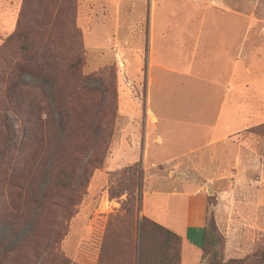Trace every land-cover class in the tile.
Masks as SVG:
<instances>
[{
	"label": "rangeland",
	"instance_id": "rangeland-1",
	"mask_svg": "<svg viewBox=\"0 0 264 264\" xmlns=\"http://www.w3.org/2000/svg\"><path fill=\"white\" fill-rule=\"evenodd\" d=\"M165 1L175 5L182 3V0ZM148 2L149 0H40L22 6L23 0H0L1 17L5 15V18L8 15L11 17L12 11H16L18 17L20 9L26 7L32 9L27 19L34 15L35 20H39L43 15L50 17L52 23V36L48 41L49 59L45 57L47 52L43 51L44 53L40 54V51L33 50L37 49L38 43L31 46L30 74L24 75L19 84H16L18 77L16 75L15 78L12 77L15 81L11 87L15 89V94L10 93L6 96L4 88L9 83L1 82L0 78V103L5 107L15 133L8 156L16 153L17 157L21 152L28 157L31 147L27 148V139L24 144L22 138L23 128L29 129L27 113L28 111L38 113L39 110L42 112V107L46 104L49 109H44L42 118L47 124L50 123L51 127L59 120L55 106L62 108L60 109L64 117L63 126H66L62 138L63 150L71 145L90 141L95 143L97 141L99 147L95 163L98 164V169L94 171L85 187L86 195L83 202L75 204L73 208L70 207L73 212L71 216L70 214L62 216L63 213L58 207L53 206L55 212L50 206L43 208L44 218L52 224L50 232H59L57 244L53 245L49 240L48 250L62 251L69 259V264H137L133 248L139 221L144 216L142 213L145 204L144 174L138 162L131 165L123 163L108 165L106 159L110 150L114 148L119 153H123L127 146L130 149L134 147L135 153L139 151L142 114L145 108L147 52L145 39L151 10ZM211 5L220 10L240 9L247 13L252 11L253 6L251 0L244 2L218 0L213 1ZM261 5L264 7V3ZM73 32L77 33L74 42L71 37ZM6 36L0 34V44ZM6 52L9 57L20 58V42L17 40L7 42ZM49 63L56 67L51 69ZM40 72L44 75L45 81L39 78ZM196 78L198 76L193 80ZM167 83L170 84L169 80ZM205 87L207 84L203 83L196 92L206 95ZM186 89L187 94H194L193 86L191 91L190 86L182 88L183 94H186L184 93ZM124 95L130 97L134 103L124 100ZM6 98L9 99L5 100ZM158 100L162 102L158 108L164 109L169 106V100L160 98ZM208 102L209 105L214 103L209 100ZM132 104L136 108L135 115H123L124 110ZM94 115H98L97 126L102 127L100 133L88 131V123ZM259 131L260 134L256 135L263 142L264 126ZM92 133L94 135H91ZM256 145L260 149L259 153L264 156V145L261 143ZM234 154L235 148L229 146L227 161L225 163L217 161L212 165L213 169L215 167V177L206 186L209 188L208 191L202 189L210 203H214L215 206L218 202L222 205L250 202L253 197V189L248 188L245 182L243 184L239 177L223 171L224 168L230 170L233 167ZM2 161L5 159L0 158V163ZM132 166L136 168L134 173L130 170ZM209 166L211 164L194 158L181 165V170L185 173L182 177L202 185V182L206 181L205 176H211L206 170ZM2 187L0 185V195L1 198L4 197L5 205L0 203V218L2 212L7 209L11 196H14L10 190L5 191ZM109 187H113L121 194L111 197ZM259 187L260 197L264 200V178ZM44 188L45 184H39V192ZM62 192L69 194L66 190L59 189L52 194L59 195ZM126 201H131L129 210L124 209L127 206L124 204ZM215 206H209V215H214ZM234 209L235 207L231 211L221 212V216L232 218V226L227 227V223L217 226L228 243L227 251L224 247L222 253L224 261L230 258H243L257 250L264 251V226L258 228L241 224L240 220L244 219H240L238 210ZM59 214L62 217L58 218ZM29 225L12 236L0 223V238L4 240H0V244L3 242L7 247L0 264H15L20 251L21 257H29L31 264H37L33 251L35 239L27 238L28 240L22 241L19 253L9 248L22 238ZM225 229L229 230L227 239L223 232ZM38 231H44L42 218ZM38 240L42 256L46 250V242L44 237ZM239 245L241 249L235 248ZM196 262L208 263L201 257L197 258Z\"/></svg>",
	"mask_w": 264,
	"mask_h": 264
},
{
	"label": "crops",
	"instance_id": "crops-1",
	"mask_svg": "<svg viewBox=\"0 0 264 264\" xmlns=\"http://www.w3.org/2000/svg\"><path fill=\"white\" fill-rule=\"evenodd\" d=\"M213 1L218 0H182L176 5L149 0L139 151L127 146L119 153L114 148L106 159L108 165L140 164L145 184L142 213L181 237L180 264H197L200 257L207 215V195L202 189L208 191L206 186L215 177L212 165L227 161L229 146L235 148L234 165L223 171L239 177L254 193L250 202H218L214 207L216 225L232 226V218L221 216V212L235 207L244 219L241 224L264 226L259 187L264 178V156L256 145H264V141L249 131L264 125V0H251L250 13L216 9ZM5 17L0 16L1 35L13 31L17 12ZM168 80L170 84H166ZM203 83L207 84L206 95L196 92ZM186 86L190 91L193 86L194 94H187V89L183 94L181 89ZM158 98L169 100V106L158 108L162 104ZM124 100L134 103L127 95ZM208 100L214 103L209 105ZM135 112L132 104L122 114ZM194 158L211 164L206 168L211 176H205L202 185L182 177L181 165ZM223 232L227 239L229 230Z\"/></svg>",
	"mask_w": 264,
	"mask_h": 264
},
{
	"label": "trees",
	"instance_id": "trees-1",
	"mask_svg": "<svg viewBox=\"0 0 264 264\" xmlns=\"http://www.w3.org/2000/svg\"><path fill=\"white\" fill-rule=\"evenodd\" d=\"M35 1L40 2V0H23L22 6H28ZM31 11L32 9H26V7L20 9L13 31L0 44V78L1 82L9 83L4 88L6 96L10 93L15 94V89L11 87L15 81L14 75L18 77L16 84H19L24 75L30 74L29 61L32 57L30 51L32 45L38 43L37 49L34 48L33 50L40 51V54L47 52L45 57L48 55V41L52 36L50 17L41 15L39 20H35L34 15H32V18L27 19ZM71 37L74 42L77 33L73 32ZM14 40L20 42L21 57L16 58L17 61L14 57L6 55L8 53L6 52V43ZM49 66L51 69L56 67L53 63H49ZM38 76L41 81H45L41 72ZM55 107L59 120L57 123L53 122L55 124L52 127L42 118L44 109H49L47 104L42 107V112L41 110L38 113L28 111L29 129L23 128L22 138L24 144H26L27 139V148L31 147L30 153L28 157L24 153L22 155L21 152L17 157L16 153L9 157V150L15 133L6 109L0 103V109H2L0 110V158L5 159L0 163V185L3 186V190H10L9 192L14 194L7 203V209L2 212L0 223L7 228L12 236L30 224L28 231L22 238L9 248L15 249L19 253V245L22 244V241L27 238L35 239L33 251L37 264H69V259L63 255L62 251L48 250L49 240L51 244H57L59 232H50L52 224L44 218L43 208L50 206V209L55 212L53 206L58 207V210L63 213L62 216L66 217L69 214L71 216L73 212L70 207L73 208L75 204L83 202V197L86 195L85 187H87L94 171L98 169V164H95L98 159L97 150H99L97 141L96 143L90 141L71 145L63 150L62 138L66 126H63L62 108L58 105ZM25 109L27 112L28 108ZM45 113L47 115V111ZM98 123V115H94L88 123V131L100 133L102 127L97 126ZM262 126L264 125L252 127L249 131L260 134L259 130ZM135 169L133 166L130 168L132 173L135 172ZM39 184H45V188L41 192L38 189ZM58 189L66 190L69 194L62 192L59 195H53L52 192ZM108 190L111 197H117L121 194V192L115 191L113 187H109ZM0 199L2 200L0 203L5 205L4 197L1 198L0 195ZM130 203L131 201H126L124 204L127 206L124 205V209L129 210ZM212 205L215 206L214 203H210L207 196V215L202 234L201 259L207 260V264H218V262H222V264H264V251L262 250H257L243 258H230L224 261L222 253L226 241L224 235L217 228L214 215H209V206ZM62 216L59 214L57 217ZM41 218L44 220V231H38ZM42 237L46 242V250L40 256L38 238ZM0 240L4 241L1 238ZM181 248L182 240L179 235L145 216L140 219L133 248L137 264H180ZM6 252L7 247L2 242L0 244V261L2 258L4 259ZM21 254L20 251L15 264H31L29 260L31 258H23Z\"/></svg>",
	"mask_w": 264,
	"mask_h": 264
}]
</instances>
